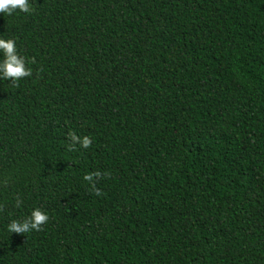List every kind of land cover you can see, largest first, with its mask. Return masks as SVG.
Instances as JSON below:
<instances>
[{"label":"trees","instance_id":"trees-1","mask_svg":"<svg viewBox=\"0 0 264 264\" xmlns=\"http://www.w3.org/2000/svg\"><path fill=\"white\" fill-rule=\"evenodd\" d=\"M30 3L0 14L31 68L0 79V264H264V0Z\"/></svg>","mask_w":264,"mask_h":264},{"label":"clouds","instance_id":"clouds-1","mask_svg":"<svg viewBox=\"0 0 264 264\" xmlns=\"http://www.w3.org/2000/svg\"><path fill=\"white\" fill-rule=\"evenodd\" d=\"M29 13L33 11L30 0H0V14H13L15 11ZM31 68L28 66L26 57L22 55L17 46L16 39L13 36L0 35V79L8 80L12 83L17 82L20 78L28 76ZM73 145L78 142L81 147H87L91 140L88 136H78L75 133L69 134ZM99 170L87 172L83 179L90 182L92 191L99 194L100 190L95 187L93 176L99 177ZM104 175H108L107 172ZM16 207H20L22 201L19 197L14 199ZM49 214L40 206H34L30 212L23 218H12L6 224L9 233H28L33 230H39L48 220Z\"/></svg>","mask_w":264,"mask_h":264}]
</instances>
